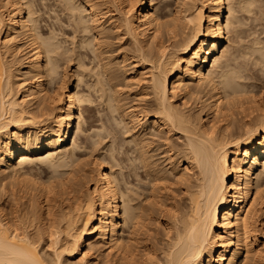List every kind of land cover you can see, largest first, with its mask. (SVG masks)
<instances>
[{
	"label": "bare ground",
	"instance_id": "6f19581e",
	"mask_svg": "<svg viewBox=\"0 0 264 264\" xmlns=\"http://www.w3.org/2000/svg\"><path fill=\"white\" fill-rule=\"evenodd\" d=\"M156 1L0 0V264H264V0Z\"/></svg>",
	"mask_w": 264,
	"mask_h": 264
},
{
	"label": "rangeland",
	"instance_id": "374dc122",
	"mask_svg": "<svg viewBox=\"0 0 264 264\" xmlns=\"http://www.w3.org/2000/svg\"><path fill=\"white\" fill-rule=\"evenodd\" d=\"M156 1V0H155ZM154 2V1H153ZM152 2V3H153ZM157 2V1H156ZM156 2H154L153 4L155 5V4H157ZM172 4H173V7H172ZM174 3L173 2H171V8H175L174 7ZM169 6H170V4H169ZM70 69H71V67H70ZM130 72H132L131 70L130 71H128L127 73H126V75L127 76H133V75H135L136 74V71H134V74H133V72L130 74ZM133 74V75H132ZM138 77V76H137ZM139 81H141L140 79H138ZM130 82H137V80H134L133 79V81H130ZM144 81L142 80L140 83H142L143 85L146 83H143ZM141 84V85H142ZM138 87L136 86V85H133L132 87H131V89L133 90V91H135V89H137ZM181 101L179 100V104H181L180 103ZM193 101H191V103H190V105L192 106L191 108L192 109H198V107H197V105H196V103H195V101L192 103ZM195 103V104H194ZM182 105V104H181ZM195 106V108H193L194 106ZM193 110L194 112H193V114H197V113H199V109L198 110ZM163 134H165V133H163ZM174 135V133H171V135H170V138H169V140L168 141H166L165 139L168 137H166L165 135H159V139L158 138H154L153 139V137H149L150 138V141H151V143L152 144H150L149 145V150H150V152H151V150H152V152H151V155H153V159H154V161L156 162V165H157V169H158V171H157V177L160 179L161 178V182L159 181V179H158V183H157V186H158V193L157 194H159L158 196H160V197H163V198H161V199H163V204H164V207L162 208L163 210H161L159 207H156L155 205H154V208H152V210H150V212H149V214H151V218L150 219H147V230L148 231H150V232H148V234H150L152 237V240H155V239H157V242L160 244V241H162L163 239H165V231H164V220H165V224H170V222H171V219H172V216H170L171 215V208H174V206H175V208L178 206V208H176V209H181L180 207H182V210H183V207L185 208L186 207V203H188V202H186L187 200H185V199H187V197H185L186 196V193H185V188H186V185L188 184V182L187 181H182V180H178V179H176V178H174V177H172L173 175L172 174H170V172H167V170H169V165L170 164H168L169 162H168V160H166L167 159V156H166V154L164 153L165 151H166V149H170V148H172L173 146V148L172 149H174V150H172L173 152H171V153H173V155H174V162L176 161V162H180L181 164H184V163H186V161H187V159L185 158L186 156H184V155H181V154H185V153H182V151H183V149L181 148L182 146V144H184V140H183V138H181L180 139V134H178L179 135V139L181 140H179L178 139V137H176V136H178V135H174V137H171V136H173ZM162 137H164V138H162ZM166 137V138H165ZM162 138V140H160ZM173 138V139H172ZM155 139H157V140H155ZM154 140V141H153ZM183 140V141H182ZM158 141V142H157ZM171 141H172V144L171 145H173V146H171L170 145V143H171ZM174 141V142H173ZM157 142V143H156ZM167 142V143H166ZM168 142H170V143H168ZM183 142V143H182ZM119 143V142H118ZM154 143V144H153ZM159 143V144H158ZM180 143V144H179ZM177 144V145H176ZM158 145V146H157ZM169 145H170V148H169ZM162 146V147H161ZM175 146H177V147H175ZM151 147V148H150ZM154 147V148H153ZM157 147V148H156ZM161 147V148H160ZM168 147V148H167ZM182 150H181V149ZM155 150H158L157 152L155 151ZM181 150V151H180ZM177 151H179V152H177ZM82 152V151H81ZM80 152V153H81ZM86 152L84 151V153L82 152L81 153V158H83L85 155ZM176 153V154H175ZM177 154H178V156H177ZM175 155L177 156V157H175ZM155 156V157H154ZM166 156V157H165ZM181 156V157H180ZM88 156L86 155L84 158V160L85 161H87V163L89 162L88 160V158H87ZM125 156L123 155L122 156V160H124L123 162H121V164H123V165H121L122 167L124 166V171L126 170V172L128 171L129 172V169L128 168H126V166H128L129 165V162L127 161V157H125ZM90 158V157H89ZM178 158V161L176 160ZM179 158H182V159H180L179 160ZM87 159V160H86ZM125 159H126V161H125ZM159 159V160H158ZM158 161V162H157ZM125 162V163H124ZM162 162V163H161ZM160 163V164H159ZM126 165V166H125ZM160 165V166H159ZM166 165V166H165ZM163 166V167H162ZM89 169L87 168V170H88V176H90V178L88 179L89 180V183H91L90 184V186L89 187H91V188H93V182L94 181H92L93 180V173L92 174H90V170L92 169V166H90L89 165ZM166 167L168 168V169H166ZM161 168V169H160ZM165 168V169H164ZM159 170H162V172H159ZM142 171V170H141ZM141 171H139L138 170V172L141 174V178H140V180H141V182H143V186H142V183H140V186H141V190H142V192L141 193H144V197H147L149 194H150V190H152V187H151V184H148L147 182H149V181H147V180H150L151 181V177H149V179L146 177V176H148L146 173H144L143 171H142V173H141ZM164 171V172H163ZM166 172V173H165ZM131 173H134V172H131ZM143 173H144V175L146 174V176H144L143 175ZM160 173V175L158 176V174ZM168 173H169V175H168ZM164 174V175H163ZM166 174V175H165ZM92 176V177H91ZM132 176H134V174H132ZM147 179H146V178ZM162 178H163V180H162ZM90 179H91V181H90ZM143 179L144 180H146V181H143ZM168 179V180H167ZM182 179V178H181ZM179 181H181V182H179ZM182 182H185V183H182ZM150 183V182H149ZM185 184V185H184ZM145 185H150L149 186V188L147 187V186H145ZM159 185H160V187H159ZM145 186V190H144V188H142V187H144ZM184 187V188H183ZM159 188H161V190L159 189ZM150 189V190H149ZM146 190H148V191H146ZM182 190V191H181ZM146 193H145V192ZM149 192V193H148ZM183 192V193H182ZM146 194V195H145ZM163 194H165L164 196H162ZM183 194V195H182ZM185 194V195H184ZM165 196H166V198H165ZM10 198L11 197H9V198H5V199H2V202H3V204L2 203H0L1 205H4L5 206V203L7 204V206L6 207H8V209H10V206L12 205V198H11V200H10ZM7 199V200H6ZM184 199V200H183ZM5 201H7V202H5ZM165 201V202H164ZM170 201V202H169ZM173 201V202H172ZM1 202V201H0ZM11 203V204H10ZM176 203V204H175ZM172 204V205H171ZM171 205V206H170ZM179 205H181V206H179ZM155 208H159L160 209V211L158 212L157 210H159V209H155ZM165 209V210H164ZM178 210V211H179ZM167 211H168V213H167ZM172 215H173V211H172ZM155 219H154V218ZM157 220V221H156ZM159 220V221H158ZM259 221H258V226H261L262 224H263V221H264V217L262 216V217H259V219H258ZM155 222V223H154ZM158 222V223H157ZM262 223V224H261ZM261 224V225H260ZM155 234H156V236H155ZM159 235V236H158ZM261 235V234H260ZM259 235V238H260V240L261 241H264V237L261 235L260 236ZM159 240V241H158ZM163 242V241H162Z\"/></svg>",
	"mask_w": 264,
	"mask_h": 264
}]
</instances>
